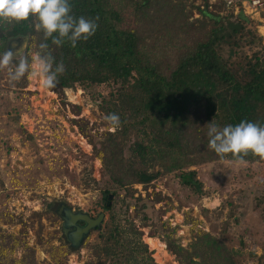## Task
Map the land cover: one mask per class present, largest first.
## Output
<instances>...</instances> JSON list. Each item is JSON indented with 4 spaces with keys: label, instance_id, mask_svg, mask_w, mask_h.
Segmentation results:
<instances>
[{
    "label": "trees",
    "instance_id": "trees-1",
    "mask_svg": "<svg viewBox=\"0 0 264 264\" xmlns=\"http://www.w3.org/2000/svg\"><path fill=\"white\" fill-rule=\"evenodd\" d=\"M239 3L228 5L223 0L233 12L239 10L238 19L249 21ZM70 4L71 15L98 24L93 36L77 41L76 47L67 40L56 46L36 29L34 16L21 22L0 20V55L11 50L13 40L22 38L26 46L14 64L20 56L30 61L31 51L47 43L55 64L65 66L57 87L50 90L63 105L67 89L83 91L101 98L99 109L105 116L120 117L118 130L102 134L104 143L92 142L88 135L114 187L103 191L101 213H108L109 218L102 230L95 231L101 243L95 249L96 261L88 264H157L144 241L141 229L145 227L152 228V237L160 233L179 264H239L223 238L202 230L192 250L182 247L169 224L149 223L148 212L162 201L161 194H154L153 202L149 194L135 197L133 187L142 185L148 190L155 181L175 176L182 188L199 199L210 196L192 168L235 160L231 154L221 158L208 147L209 127L235 126L241 121L264 126V46L241 62L226 59L222 44L235 33L243 36V29L239 22L228 26L210 10L208 1L203 9L187 0H70ZM194 9L200 18L190 21ZM175 31L180 33V43ZM73 123L86 135L81 121ZM244 159L264 163L251 153ZM7 238L8 243L0 244V264H16L13 258L6 260L5 250L14 247L11 237ZM26 249L35 264V251Z\"/></svg>",
    "mask_w": 264,
    "mask_h": 264
},
{
    "label": "rangeland",
    "instance_id": "rangeland-1",
    "mask_svg": "<svg viewBox=\"0 0 264 264\" xmlns=\"http://www.w3.org/2000/svg\"><path fill=\"white\" fill-rule=\"evenodd\" d=\"M187 1L202 9L208 1L210 10L228 26L239 22L243 36L235 33L221 46L226 59L241 62L246 55L261 51L264 0L255 12L243 8L247 0H237L249 21L238 19L239 10L233 12L223 0ZM199 18L194 9L190 21ZM190 32L195 34V29ZM230 33L227 30L226 35ZM174 35L180 43V33L175 31ZM12 44L11 51L21 54L23 45ZM34 53L31 51V56ZM65 92L64 106L40 80L10 82L7 70H0V244L8 243L7 237H11L14 247L5 250L6 260L13 258L16 264H33L26 246L35 251V264L96 261L95 249L101 243L98 233L93 232L80 250H73L54 207L65 202L92 217L104 212L103 191L114 187L88 135L100 145L104 143L102 134L113 131L99 109L101 98L83 91ZM73 121L82 122L86 135ZM192 170L199 173L209 197L199 199L188 188H182L175 176L155 181L148 190L142 185L133 187L135 197L146 198L149 194L153 202L154 194H161L162 201L150 205L149 223L169 224L177 242L186 249H193L196 234L202 230L223 238L239 264H264V163L239 165L232 160H217ZM119 193L122 197L125 194L123 190ZM130 214L134 217L135 212L131 210ZM108 218L107 213L105 221ZM141 230L157 264H179L160 233L152 237L151 227Z\"/></svg>",
    "mask_w": 264,
    "mask_h": 264
},
{
    "label": "clouds",
    "instance_id": "clouds-1",
    "mask_svg": "<svg viewBox=\"0 0 264 264\" xmlns=\"http://www.w3.org/2000/svg\"><path fill=\"white\" fill-rule=\"evenodd\" d=\"M71 11L70 0H0V20L21 22L34 16L38 20L36 29L43 32L45 40L51 38L56 46L67 40L71 47H76L77 41L87 40L98 28L94 20L83 16L76 18ZM48 48L47 43H41L40 50L32 54L30 61L20 56L15 64L17 54L6 51L0 55V70H7L10 82H18L27 76L40 80L45 89H55L59 83L58 75L65 72V66L62 62L55 64ZM105 120L112 131L121 127L120 117L115 113L108 114ZM207 135L208 147L221 158L231 154L239 165L247 164L244 157L249 153L264 159V126L246 121L223 128L212 124Z\"/></svg>",
    "mask_w": 264,
    "mask_h": 264
},
{
    "label": "water",
    "instance_id": "water-1",
    "mask_svg": "<svg viewBox=\"0 0 264 264\" xmlns=\"http://www.w3.org/2000/svg\"><path fill=\"white\" fill-rule=\"evenodd\" d=\"M18 42L23 45L24 51L26 42L22 38L13 40L10 43V49H13L12 45L14 44L12 43ZM60 217L63 221L62 229L66 234V239L70 243L71 248L73 250H80L93 230H102L106 214L100 213L94 218L86 212L75 211L73 208L64 206L60 211ZM82 223L84 226L81 225Z\"/></svg>",
    "mask_w": 264,
    "mask_h": 264
},
{
    "label": "built area",
    "instance_id": "built-area-1",
    "mask_svg": "<svg viewBox=\"0 0 264 264\" xmlns=\"http://www.w3.org/2000/svg\"><path fill=\"white\" fill-rule=\"evenodd\" d=\"M235 2V0H227V4L231 5ZM243 3V2H242ZM263 4L261 0H247L243 3V7L251 10V12H255L261 7Z\"/></svg>",
    "mask_w": 264,
    "mask_h": 264
},
{
    "label": "flooded vegetation",
    "instance_id": "flooded-vegetation-1",
    "mask_svg": "<svg viewBox=\"0 0 264 264\" xmlns=\"http://www.w3.org/2000/svg\"><path fill=\"white\" fill-rule=\"evenodd\" d=\"M64 207V204L63 203H61V204H59L58 206H56V207H54V211L55 212H57V214H59V216H60V211H61V209ZM61 218V217H60ZM94 218H96V217H94ZM62 220V219H61ZM62 224H63V221H62ZM82 226H84V224L82 223L81 224ZM62 231H63V234H64V236H65V239H66V234H65V232H64V230L62 229ZM96 230H93L92 232H91V234L93 233V232H95ZM91 236V235H90ZM66 241H67V239H66ZM67 243L70 245V243L67 241ZM71 246V245H70Z\"/></svg>",
    "mask_w": 264,
    "mask_h": 264
},
{
    "label": "bare ground",
    "instance_id": "bare-ground-1",
    "mask_svg": "<svg viewBox=\"0 0 264 264\" xmlns=\"http://www.w3.org/2000/svg\"><path fill=\"white\" fill-rule=\"evenodd\" d=\"M154 244H156V243H154Z\"/></svg>",
    "mask_w": 264,
    "mask_h": 264
}]
</instances>
